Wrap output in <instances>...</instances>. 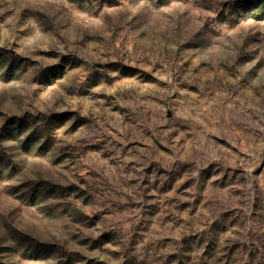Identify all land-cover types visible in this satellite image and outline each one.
I'll return each mask as SVG.
<instances>
[{"label": "rangeland", "instance_id": "obj_1", "mask_svg": "<svg viewBox=\"0 0 264 264\" xmlns=\"http://www.w3.org/2000/svg\"><path fill=\"white\" fill-rule=\"evenodd\" d=\"M0 264H264V0H0Z\"/></svg>", "mask_w": 264, "mask_h": 264}]
</instances>
